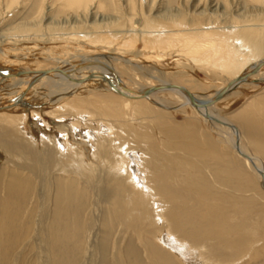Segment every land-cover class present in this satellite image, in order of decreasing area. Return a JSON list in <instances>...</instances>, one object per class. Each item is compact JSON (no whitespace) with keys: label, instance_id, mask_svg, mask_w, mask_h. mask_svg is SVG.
Instances as JSON below:
<instances>
[{"label":"rangeland","instance_id":"obj_1","mask_svg":"<svg viewBox=\"0 0 264 264\" xmlns=\"http://www.w3.org/2000/svg\"><path fill=\"white\" fill-rule=\"evenodd\" d=\"M215 2L85 0L77 7L72 0H0V51L6 54H0V69L13 68L18 73L50 71L57 69L60 61L71 63L90 57L113 65L132 91L157 86L166 79L202 99L213 98L231 84L234 75L213 63L206 53L190 52L186 34L190 30L195 33L198 28L205 29L207 34L210 30L233 33L240 26L255 25L264 42V0ZM197 5L206 7L203 16L199 14L203 9L198 10ZM151 24L152 28L156 26L154 31ZM161 34L167 39H158ZM214 38L218 39L207 35L203 40ZM261 58L264 59V54ZM251 80L264 81V75L255 74L248 79ZM55 90V84L49 83L28 100L31 105L22 104L0 113V201L9 200L6 192L9 180L15 175L24 179L34 165L39 166L43 175L33 179L35 186L40 189L48 175L52 187V197H48L51 202L41 209L35 206L38 197L28 196L26 201L30 204L22 212L19 224V218L16 219V227L27 219L30 221L26 230L14 231L13 226H8L13 213L5 224L12 242H17L13 255L15 260L20 259L16 264H37V258H41L36 242L37 219L41 221L44 210L46 216L50 213L60 182L71 179L90 195L85 210L76 209L73 216L65 215L70 218L69 239L83 238V264H101L98 247L107 228L112 236V249L120 245L127 251L139 243L147 264H155L149 255L158 264H167L168 256L172 264H264L262 179L245 158L237 155L228 127L206 120L197 108L184 106L171 92L156 95L157 100L167 103V109L147 99L128 100L107 83H88L52 104L50 94ZM214 111L239 128L242 146L260 158L264 166V82H244L215 105ZM126 152L130 154L123 164L120 158ZM132 155L141 164L147 163L142 170L147 171L146 185L152 191L145 192L137 180L131 181L134 167L139 164L132 166ZM111 161L120 164L112 162V165ZM123 165L125 173L119 171ZM117 174L125 176L124 182L117 187L108 186L107 182H115ZM136 176L143 179L142 172ZM100 178L104 183L95 189ZM165 183L169 192L180 189L175 193L178 203L190 209L193 221H197L191 228L201 224H209L210 228V222H214L218 227L213 230L220 235L242 240L239 226L244 221L246 246L240 251L226 250L214 240L211 245L209 241L203 244L188 240L185 231L174 227L168 200L156 190V186ZM102 189L112 196L110 202L101 200ZM181 192L184 198H180ZM180 199L185 201L181 203ZM164 215L166 220L162 221ZM48 230L53 232L44 222L41 237ZM169 234L179 243H187L192 249L188 251L198 255L188 258L184 254L188 262L180 258L163 244V237ZM24 242L27 248L22 259L19 251L24 250ZM209 246L220 247L226 253L209 257L213 253L209 252Z\"/></svg>","mask_w":264,"mask_h":264},{"label":"bare ground","instance_id":"obj_2","mask_svg":"<svg viewBox=\"0 0 264 264\" xmlns=\"http://www.w3.org/2000/svg\"><path fill=\"white\" fill-rule=\"evenodd\" d=\"M83 1L85 0H75V1L72 0V3L73 4L75 3L74 4L75 6L80 7V5L83 4ZM254 1L257 2V0H254ZM197 7H194V8H197ZM212 7L216 8V5L215 6L211 5V9ZM205 8L203 9V8L198 7V10L203 9L202 10L203 12L199 13L200 16H203L204 13L207 12ZM254 26L255 25H249V26L245 25L243 27L240 26V28H238L237 30H234L233 33L231 31H230L231 33L229 32L220 33L221 31L212 32L210 30V34H207V31L205 29L198 28L197 32L192 33V30H190L191 33L188 32L186 34L187 35L186 38H188L190 41L189 42L190 44L189 50H191L190 52L199 53V54L206 53L207 54L206 57L209 58L213 63L217 64L219 67H223L231 75H234V78L232 79L231 84H229L228 87L222 90L224 91V93L219 98H218V95H219L218 93L213 98L202 99L196 96L189 89L187 88L184 89V87L182 88L181 86L177 84H171L173 82L166 80V79L161 80L157 86L144 87L143 89L139 91L138 90L132 91L130 88L128 89V87L125 86V84L121 80L119 73L114 69V67H112L113 65L111 66L110 63L108 62L106 65H104L103 62L94 61L92 58L86 57V58H83L81 61L72 60L71 63H68V61L67 62L60 61L57 69L55 68L50 71H36V72L22 71L21 73H18L17 71H12L13 68L0 69V107H4L3 109H0V113L3 111H7V109L22 106V104L23 105L26 104V106L31 105L29 104L30 102H28V100L33 98V95H35L37 91L43 88V86L49 83H52V82L55 84L57 88V90L53 91L50 94L49 101L52 104H57L61 99L64 98V96H67L68 94L76 92V90L83 88V86H86L88 83H97V84L107 83L108 84V81H110L113 86V87L110 86L111 89L113 91H116L119 95H122L119 93L120 91H122L123 93L122 96L128 100L132 99L135 101H142V100L147 99V100L152 101L156 106L167 108V109L169 108L167 103L161 100H157L156 95L160 94V92L161 93L171 92L172 94L177 95V97H179V99L182 100L184 106L192 105L195 108H197L200 114H202L203 118H205L206 120L208 119L211 122H216V123L218 122L230 129L231 134H232L231 136L232 137L234 136V139H232L234 150L236 151L237 155L242 156L249 162L253 171L260 174L259 176H261V179H262L261 187L262 189H264V166L262 164L261 159L256 156H252L244 149L241 143V139H240L241 135H240L239 128H236L227 118L219 117V115L214 111L215 105L221 102V100H223L228 94H230L231 91L236 90V88L241 86L244 82H247L250 84L258 83L259 81H261V83L264 82L262 80H259V81L251 80V82L248 81V79L251 78V76H254L255 74L264 75V67L256 69V65L259 62L264 60L262 58L261 60H259V58L264 54V42L263 40L260 39L261 36L258 35L259 32H257L258 30L257 28L255 29ZM150 28H152V24ZM153 28L156 29V26L154 25ZM153 28H152V31H154ZM207 35L208 37L216 36L218 37V39L214 38L211 40L210 39L203 40V38ZM159 36H158V39L160 40L167 39V38H164L162 34H161L162 38L161 37L159 38ZM156 43L158 42L156 41ZM152 45L154 44L152 43ZM0 54L3 56H6V54H3L1 51H0ZM245 74H246L245 78H242V80L237 81L236 83L234 82V80L237 77L245 75ZM154 87H157V89L154 90ZM148 88H151L152 92L145 95V97H141V94L144 92V90ZM20 96H21L20 103L17 105H11ZM235 137L237 138V140ZM129 154L130 152L124 153L123 157L120 158L121 159L120 162L125 164L126 163L124 162L125 157L126 156L129 157ZM131 160L132 162H134V164H132L131 162L133 167L139 163L137 168L134 167V170L132 172L134 177L132 175L131 176L135 179L132 178L131 181L137 180L138 184L140 183L141 185H143V189L145 192L152 191L151 188L146 185L145 176H146L147 171L144 172L142 170L143 167L144 168L147 167V163L143 162L141 164L140 161L138 162V158L135 155L131 156ZM112 162L113 161H111L110 164L113 165L115 161L113 163ZM116 163L118 165L120 164L119 162H116ZM116 163L114 164L116 165ZM34 166L32 168H34L35 170L36 168H38L37 171L32 170V168L30 167L31 173L30 175L25 176L24 179H20V176L15 175L11 178V180H9V186H7V190H6L9 200H7L6 202L0 201V264H12V261L15 262L16 264V262L19 261L20 259V258H17V260H15L16 258L13 254L17 248V242H12V238L11 236L9 237V232L5 226V224L8 223L7 221L9 220L10 215L13 213V218L11 219L10 223H8L9 227L13 226L14 231L22 230V229L26 230V228H28V225L30 224V221L27 219L25 222L22 223L21 226L16 227V219L19 218L18 220V224H19L20 217L22 216V212L30 204V203H27L26 201L29 198L28 196L32 194L34 198L35 196L38 197L39 199L38 203L37 204L35 203V206L37 207V209L38 208L41 209L44 205L46 207L47 206L46 204H48L49 201L51 202V199L48 198L50 197V194L52 192V187L50 186L51 182L48 181V179L50 178L48 175H46V179L43 178L42 181L44 182H42V184L40 185V189H39L37 185L35 186V181H33V179H36V177L40 179V177L42 178L43 175H40L41 171H40L39 166L38 165H34ZM124 169H125V165H123L122 169L119 171H123ZM123 172L125 173L126 171H123ZM137 172H142L143 179H140L139 177L136 176ZM126 176H128V173H126ZM123 177L125 176L122 174L115 175L114 177L115 182L112 180L110 181L107 180L108 186L117 187V185L124 182ZM13 180L14 182H17V181L18 182L15 184ZM118 180H120V183ZM102 183H104L103 179L100 178L98 184L95 185L96 186L95 189H97L99 186L101 187ZM168 189L169 187L167 186L166 183L163 184L162 186H156L157 192L161 193L164 199L168 200L169 205L167 207H169V212L172 214V216H174L173 217V220H174L173 224L175 225L174 227H177L178 231H185L186 233H183V234L187 237L188 240L190 239L191 241L195 243L196 242L198 243L200 241L203 244L209 241L208 245H211L209 243L211 242V240H214V242L217 244L222 243V246H225L226 250L236 249V251H240L244 246H246L247 239L245 238L246 237L245 230H246L247 225L244 223V221H242L239 226L241 233L243 231V234H240L244 236V239L242 240L240 239L231 240L229 239L228 236L220 235L221 233L218 230L217 232L213 230V229H217L218 227V226H215L214 222H210V224H212L211 225L212 228L211 227L209 228L208 226L209 224L208 225L201 224V225H198L200 227L197 226L195 228H191L190 225L195 226L197 221L196 220L193 221V213L191 212L190 209H187L186 207H181L180 203H178L175 193L176 192L179 193L180 189H176L175 191L173 190V192H169ZM107 191L106 190L103 191L102 189V191L99 192L101 200H103L105 203L110 202L112 198V196ZM182 195L183 193L181 192L180 198H184V195L183 196ZM89 197L90 195L88 194V190L87 189L84 190L83 188H81L78 185V183L77 184L75 183V180L71 179L69 182H67V180L66 182H60V184L58 185L56 194H55V199H53L54 202H52V208L51 210H49L50 213L46 216L45 215L46 211L44 210L45 208L44 207L43 208L44 211L41 216V221L40 219H37L36 225L38 227L37 229L38 232L36 231L37 232L36 242L38 246L40 247L38 249V253L41 254V258H37L38 259L37 264H83V261H84L83 258L85 257L83 253V251H85L83 238L69 239L70 235L72 234L70 226H69L70 218H67L65 215L67 213L72 214L73 212H77L76 209L85 210V207L87 206V203H88L87 200L90 199ZM182 201H185V200H182V199L179 200V202L181 203ZM170 215L168 217H170ZM76 216L77 215H75L74 217ZM194 218H197V217L194 216ZM164 220H166L165 215H164V218H162V221ZM44 222L50 226L53 232L51 233L48 230V233H45V236L41 237L40 235L41 226ZM170 222H171V219H170ZM241 227H243L244 229ZM227 228H229V226H227ZM109 232L110 231H108V228H107L105 230V236L101 237V243L99 244V247H98V253L102 255L101 264H147L142 252H140L139 245L137 246V244L139 243L137 244L135 243V245L131 247L130 250H127V251L123 250L124 248L122 249L120 245H115V247L112 249V240H111L112 236H109ZM20 234L22 235V231H20ZM199 234L200 236H198ZM170 235L171 234L163 237L164 238L163 244L167 246V248H170L175 253L179 254L180 258L182 257L183 260L187 261L189 256L198 255V252L192 253L188 251L192 249L189 247L187 243H183V242L179 243V241H177L176 238H171L172 236L170 237ZM209 235H211V237ZM218 236H222V237L218 239L217 238ZM225 238H227L228 241L225 240ZM29 241L30 240L27 239L26 241L27 246L29 245ZM183 244H185L186 246H184ZM22 245L23 247H25L26 243L24 242L22 243ZM149 245H151V243H149ZM46 246L47 247L49 246V248L47 249L44 248ZM85 246H86V249H88V245H85ZM217 246H214V247L209 246L211 249L209 252H213V253H210L209 257H211L212 255L217 256L219 254L226 253L224 249L217 247ZM26 248L27 247H25L24 250L21 249L19 251L21 258ZM43 250H44L45 256L43 255L44 253H41L43 252ZM184 254L186 255V257H188L187 260L184 258ZM207 255H208V252H207ZM155 257L158 259L156 255ZM149 259L153 263L158 264L152 259L151 255H149ZM167 259L168 260L165 263L167 264L168 262H170L169 264L173 263L170 256H168ZM26 264H28V262H26Z\"/></svg>","mask_w":264,"mask_h":264},{"label":"water","instance_id":"obj_3","mask_svg":"<svg viewBox=\"0 0 264 264\" xmlns=\"http://www.w3.org/2000/svg\"><path fill=\"white\" fill-rule=\"evenodd\" d=\"M261 67H264V60L261 61V62H259V63L256 65V69H259V68H261ZM245 77H246V74H245V75H242V76H239V77H237V78L234 80V82L236 83L237 81H240V80H242V78H245ZM108 84H109V86H112V84H111L110 81H108ZM112 87H113V86H112ZM155 89H157V87H154V90H155ZM151 90H152L151 88H148V89L144 90V92L141 94V97H145V95H147V94H149L150 92H152ZM119 93L123 95L122 91H120ZM223 93H224V91H221V92L219 93V95H218V98L221 97V95H222ZM20 98H21V96H20L19 98H17V99L11 104V105H17V104H19V103H20ZM3 108H4V107H0V109H3Z\"/></svg>","mask_w":264,"mask_h":264}]
</instances>
